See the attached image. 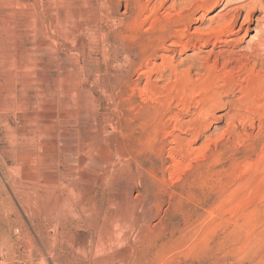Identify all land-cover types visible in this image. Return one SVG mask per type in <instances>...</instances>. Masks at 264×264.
Here are the masks:
<instances>
[{
	"label": "rangeland",
	"instance_id": "1",
	"mask_svg": "<svg viewBox=\"0 0 264 264\" xmlns=\"http://www.w3.org/2000/svg\"><path fill=\"white\" fill-rule=\"evenodd\" d=\"M196 1L0 0V264H264L263 100L171 91L264 26L187 45L254 2Z\"/></svg>",
	"mask_w": 264,
	"mask_h": 264
},
{
	"label": "bare ground",
	"instance_id": "2",
	"mask_svg": "<svg viewBox=\"0 0 264 264\" xmlns=\"http://www.w3.org/2000/svg\"><path fill=\"white\" fill-rule=\"evenodd\" d=\"M216 1L217 0H197L195 6L188 9L187 13L184 12L181 15L178 14L173 19L171 18V24L168 26L170 28L169 30L171 31L173 26L186 24L185 20L187 22L189 18H192V16L197 14L200 9H205L208 5ZM226 6L227 5L225 3L222 4L218 11L214 13V18L219 17L221 12L226 9ZM246 6L248 5H245L244 7ZM242 9V7H234L228 10L226 13V15H229L228 18H222L220 22H215L214 19L211 20L210 24L204 30L198 31L195 35L186 36L184 32L179 31L177 35L179 34L180 37H178L180 40L186 38L185 44L188 45V43H192V46L194 47H203L211 43L213 47L223 44L225 46H232V48H236V44H238L239 41L236 42L233 37L239 30L245 29V31H247L253 22H256V26H264V0H254L251 11H248L245 15H243V19H241L242 21L236 30ZM256 12L262 14L261 17H255ZM255 28V30H258L257 27ZM171 34L175 36L176 33ZM261 34L262 33L260 31H256L255 36H259L251 38V44L249 43L246 51L244 50L245 54L239 58L237 57L236 50H231L225 55L223 54L224 56L222 55L223 57L221 58L219 57L220 55L218 56L219 58L214 56L215 59H212V61H210L211 59L207 57L197 59L194 63L192 62L193 64L190 67L188 66L189 68L187 67L188 69L185 72V75H176L177 77L175 78L176 80L171 88V91L173 89L177 92L182 90L185 93L196 91L197 93H195L198 96L197 104L202 105L203 107L208 106L212 109H215L219 104H221L222 96L226 94V92L229 94L238 92L245 98L253 99V102L256 103L263 100L260 107H264V40L261 39ZM234 41L236 44H234ZM178 42L175 44H179ZM194 68L203 69L204 74L202 79L193 80L191 78L190 70ZM254 107H256V105ZM256 108L258 109V107ZM137 117L138 116L128 115L124 117V121L129 123Z\"/></svg>",
	"mask_w": 264,
	"mask_h": 264
}]
</instances>
